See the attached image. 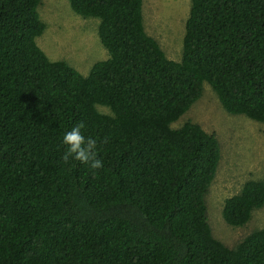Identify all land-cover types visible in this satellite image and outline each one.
<instances>
[{"label": "trees", "instance_id": "obj_1", "mask_svg": "<svg viewBox=\"0 0 264 264\" xmlns=\"http://www.w3.org/2000/svg\"><path fill=\"white\" fill-rule=\"evenodd\" d=\"M39 1L0 0V264H264V228L232 248L211 232L215 134L172 127L205 83L264 122V0H190L179 60L146 32L143 0H68L108 52L86 75L37 45ZM79 122L102 168L62 160ZM263 205L264 173L222 217L242 226Z\"/></svg>", "mask_w": 264, "mask_h": 264}, {"label": "rangeland", "instance_id": "obj_2", "mask_svg": "<svg viewBox=\"0 0 264 264\" xmlns=\"http://www.w3.org/2000/svg\"><path fill=\"white\" fill-rule=\"evenodd\" d=\"M190 4V0H143L145 30L170 59L181 57ZM37 11L45 27L36 43L50 60H64L86 75L94 62L108 57L98 37V18L75 13L68 0H40ZM98 109L109 112L106 107ZM186 121L198 123L218 139L221 157L205 196L206 215L213 236L235 247L252 231L264 228V205L242 226H231L222 217L224 200L237 193L246 180L261 178L264 173V122L228 113L207 83L201 97L172 127Z\"/></svg>", "mask_w": 264, "mask_h": 264}, {"label": "clouds", "instance_id": "obj_3", "mask_svg": "<svg viewBox=\"0 0 264 264\" xmlns=\"http://www.w3.org/2000/svg\"><path fill=\"white\" fill-rule=\"evenodd\" d=\"M83 127L84 124L79 122L64 134L62 143L66 145V151L62 160L68 163L70 159H74L88 164L91 169L102 168V160L97 155V141L92 137H85L81 132Z\"/></svg>", "mask_w": 264, "mask_h": 264}]
</instances>
